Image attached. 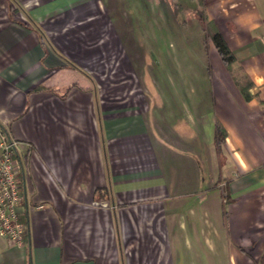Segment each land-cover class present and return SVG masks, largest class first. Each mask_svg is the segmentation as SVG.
Masks as SVG:
<instances>
[{
	"label": "crops",
	"instance_id": "1",
	"mask_svg": "<svg viewBox=\"0 0 264 264\" xmlns=\"http://www.w3.org/2000/svg\"><path fill=\"white\" fill-rule=\"evenodd\" d=\"M191 1L234 60L196 17L205 59L176 84L100 0H0V124L27 223L22 244L0 235V264H261L264 0Z\"/></svg>",
	"mask_w": 264,
	"mask_h": 264
},
{
	"label": "rangeland",
	"instance_id": "2",
	"mask_svg": "<svg viewBox=\"0 0 264 264\" xmlns=\"http://www.w3.org/2000/svg\"><path fill=\"white\" fill-rule=\"evenodd\" d=\"M100 1L107 8L112 6V9H109L110 15L120 29L125 27V36L131 38L141 58L146 57V69H151V74L155 75L159 82L178 84L184 78L193 80V76L198 77L205 59V46L201 33L194 25L197 1ZM122 32L125 33L124 28ZM159 50L162 54L156 60L154 57ZM138 65L140 66L139 63ZM165 91L168 98L172 97L169 89Z\"/></svg>",
	"mask_w": 264,
	"mask_h": 264
},
{
	"label": "built area",
	"instance_id": "3",
	"mask_svg": "<svg viewBox=\"0 0 264 264\" xmlns=\"http://www.w3.org/2000/svg\"><path fill=\"white\" fill-rule=\"evenodd\" d=\"M18 148V142L0 124V235L22 244L27 223L20 218L18 208L25 200L26 188Z\"/></svg>",
	"mask_w": 264,
	"mask_h": 264
},
{
	"label": "trees",
	"instance_id": "4",
	"mask_svg": "<svg viewBox=\"0 0 264 264\" xmlns=\"http://www.w3.org/2000/svg\"><path fill=\"white\" fill-rule=\"evenodd\" d=\"M195 15L199 21V23L203 26L204 30H205V36L210 38L212 43L214 44L216 50L218 51L223 63L226 66H229L233 60H234V56L232 54V52L230 51V49L227 47L225 41L222 39L221 35L217 32V31H213L211 32L207 27L206 24L204 22V17L202 14V11L199 9H195ZM249 83V82H248ZM246 83V85L248 84ZM239 88L244 96L245 99H249V94L246 91V86L245 85H240L239 84ZM216 140L218 144H221L224 140V136H225V132L223 130V128L217 124L216 125ZM260 263L264 264V256H262L260 258Z\"/></svg>",
	"mask_w": 264,
	"mask_h": 264
}]
</instances>
